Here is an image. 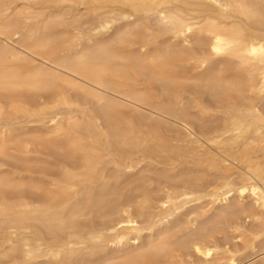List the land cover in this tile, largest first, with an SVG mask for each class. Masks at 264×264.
<instances>
[{"label": "bare ground", "instance_id": "1", "mask_svg": "<svg viewBox=\"0 0 264 264\" xmlns=\"http://www.w3.org/2000/svg\"><path fill=\"white\" fill-rule=\"evenodd\" d=\"M22 1L92 21L0 0V264L264 252V0Z\"/></svg>", "mask_w": 264, "mask_h": 264}, {"label": "rangeland", "instance_id": "2", "mask_svg": "<svg viewBox=\"0 0 264 264\" xmlns=\"http://www.w3.org/2000/svg\"><path fill=\"white\" fill-rule=\"evenodd\" d=\"M1 1H3V0H1ZM14 2L15 3V5H17L18 6V8H16V10L17 11H24V12H28L29 11V15H27L28 16V18H25V16L22 18V20H23V22L27 25V26H32V25H34L35 24V22H37L38 21V19H39V16H41V15H43V14H47V13H52V14H54V15H61V14H63L64 16H65V18L67 19V21H68V23H73V22H85V23H87V25H89L90 23H91V21H92V14L90 13V11L89 10H86L85 8H83V7H74V6H59V7H53V6H51V5H49L48 3H46L45 4V2H40V3H31V4H29V3H24L22 0H17V1H15V0H4V2ZM16 2H18L17 4H16ZM27 4V5H26ZM19 5H20V7H19ZM30 6H31V8H30ZM55 9H58V10H55ZM15 10V11H16ZM84 10V11H83ZM16 11V12H17ZM16 12H14V16L12 15V17H15V15H16ZM66 12V13H65ZM32 13V14H31ZM40 14V15H39ZM68 15V16H67ZM83 15V16H82ZM77 17V18H76ZM90 17V18H89ZM89 18V20L86 22V20ZM37 19V20H36ZM70 19V20H69ZM72 19L74 20V21H72ZM30 22V23H29ZM90 22V23H89ZM72 27H71V25L68 27V30L69 31H71L72 29H71ZM73 31H71L70 33H72ZM43 123H44V121H39L38 122V120L37 121H33V122H31V123H29V125L31 126V130L32 131H35V129H37V131L36 132H38V131H42V130H45V126L43 125ZM42 126H44V127H42ZM34 127V128H33ZM249 195V194H248ZM247 194L244 196V199H243V202L244 203H246L247 204V202L249 203V204H252L251 202L253 201V203H255V201H254V199H253V196L252 195H249L248 196ZM239 199V200H238ZM252 199V200H251ZM237 201H238V203L239 202H241V200H240V198H238L237 196H234L232 199H231V202H235V203H237ZM207 203L209 204V205H207ZM191 206V207H190ZM190 206H188V211L187 210H185L184 211V213L183 214H181V215H179L178 216V219L180 218V221H181V224L183 223V225H190V224H188V223H190V220H192V219H194V218H197L198 220H201V219H205V218H208L211 214H212V207H213V205L212 204H210L209 202H206V203H204L201 207H200V205H198L197 206V204H194L193 205V203L190 205ZM207 206V207H206ZM199 210V211H198ZM205 210V211H204ZM191 211V212H190ZM204 211V212H203ZM201 217H200V216ZM203 215V216H202ZM181 216V217H180ZM198 216V217H197ZM184 219H187L186 221L184 220ZM184 222H185V224H184ZM192 224V223H191ZM231 239V240H230ZM228 243H226V246H227V244L230 246V245H232L233 247H234V243L236 242V241H238L237 239H235V238H228L227 240H226ZM234 241V242H233ZM231 243V244H230ZM232 246H230V247H232ZM243 249H245V248H243ZM241 250V252L240 253H237V254H240V257L241 256H243L244 254L246 255V257H242V259H244V261L242 262L241 261V263H240V260H241V258H238V260H239V263L238 262H236V263H234V264H251V260L254 262V261H259V260H261V258L264 256V252H254L253 251V249L251 248V247H249V249L247 248V249H245V250ZM251 251H252V253H251ZM248 252V253H247ZM254 254V256H252ZM260 254H261V256H260ZM248 255V256H247ZM249 255H251L250 257H249ZM239 256V255H238ZM257 256V257H256ZM249 257V258H248ZM245 258H246V260H245ZM226 260V259H225ZM250 260V261H249ZM247 261V262H246ZM248 261L250 262V263H248ZM50 262H53L54 264H57V262L56 261H49L47 264H51ZM59 264H61V263H59ZM225 264H232V263H230V261H226V263Z\"/></svg>", "mask_w": 264, "mask_h": 264}]
</instances>
